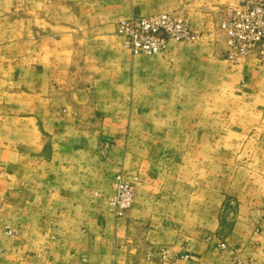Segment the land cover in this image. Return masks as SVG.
Instances as JSON below:
<instances>
[{"label": "crops", "instance_id": "1", "mask_svg": "<svg viewBox=\"0 0 264 264\" xmlns=\"http://www.w3.org/2000/svg\"><path fill=\"white\" fill-rule=\"evenodd\" d=\"M238 1L0 0V264H264V153L225 135L229 101L264 98V68L224 58ZM157 13L198 38L132 55L118 20ZM120 171L137 181L116 219Z\"/></svg>", "mask_w": 264, "mask_h": 264}, {"label": "built area", "instance_id": "2", "mask_svg": "<svg viewBox=\"0 0 264 264\" xmlns=\"http://www.w3.org/2000/svg\"><path fill=\"white\" fill-rule=\"evenodd\" d=\"M220 31L229 59L254 58L264 63V0H239L227 8L220 19ZM115 32L132 55L154 56L163 53L170 41L189 42L198 38L188 23L174 13L122 17ZM137 176L118 172L113 179V191L108 205L116 219L126 215L132 205ZM264 241V224L256 227ZM7 233H12L7 229ZM224 247L222 243L220 245ZM158 257L166 260L167 250H159Z\"/></svg>", "mask_w": 264, "mask_h": 264}, {"label": "rangeland", "instance_id": "3", "mask_svg": "<svg viewBox=\"0 0 264 264\" xmlns=\"http://www.w3.org/2000/svg\"><path fill=\"white\" fill-rule=\"evenodd\" d=\"M18 1H19L18 7L21 8V10L23 11H25L26 6L30 7L29 9H32V7H37L38 9H40L41 7H43V0H18ZM45 4L48 5L49 3L46 2ZM223 12H221V14L219 15L218 24H219V34L221 36L220 40L224 41V35L220 31V19H221V16L223 15ZM29 18L31 19L33 17H28L26 12H22V15L19 16V20L29 19ZM22 27H23L22 22L20 21L18 24V30L20 31ZM9 34L10 33L8 32L7 36H9ZM20 34L23 35V33L18 32V35ZM223 41H221V43L225 44V42ZM5 51H7L8 53L9 48H5ZM224 54H225L224 58L233 65L240 63L241 60L244 59L242 57H239L237 59H229L226 46L224 49ZM253 59L254 58H252L251 60ZM254 60H255V62L253 61L254 63L258 64L261 68L262 67L264 68V63H261L256 59ZM261 71H264V69ZM259 87H263L262 89L264 90V74L262 75V78L260 80ZM229 102L235 105L234 107L237 108L238 112L232 114L230 110V111L225 112L226 115H224L225 118L227 119L225 121V124H226L225 135L228 136V142H229L227 145L228 146L227 151L232 150V151H242V152L264 153V98L260 96L257 98H252V97L239 98V99H232ZM245 104H249V106H245ZM255 107H258L257 112L250 113V112L243 111V109H249V108H255ZM208 132L217 134V130L214 128H209ZM243 137L244 138L246 137L247 140H245L244 143H240L239 140ZM231 142H235V143H231ZM261 162L264 163V161H261ZM112 191H113V188H112ZM257 210L255 211L251 219V225L253 227V232L255 233H256L255 231L256 227L264 224V209L257 208Z\"/></svg>", "mask_w": 264, "mask_h": 264}]
</instances>
